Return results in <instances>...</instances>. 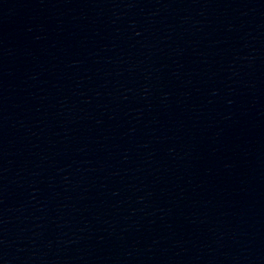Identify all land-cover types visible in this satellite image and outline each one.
<instances>
[{"label": "water", "instance_id": "obj_1", "mask_svg": "<svg viewBox=\"0 0 264 264\" xmlns=\"http://www.w3.org/2000/svg\"><path fill=\"white\" fill-rule=\"evenodd\" d=\"M0 264H264V0H0Z\"/></svg>", "mask_w": 264, "mask_h": 264}]
</instances>
